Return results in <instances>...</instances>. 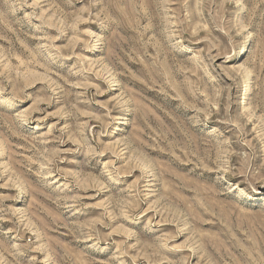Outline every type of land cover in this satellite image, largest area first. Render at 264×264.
Here are the masks:
<instances>
[{
    "label": "rangeland",
    "instance_id": "374dc122",
    "mask_svg": "<svg viewBox=\"0 0 264 264\" xmlns=\"http://www.w3.org/2000/svg\"><path fill=\"white\" fill-rule=\"evenodd\" d=\"M0 264H264V0H0Z\"/></svg>",
    "mask_w": 264,
    "mask_h": 264
},
{
    "label": "bare ground",
    "instance_id": "6f19581e",
    "mask_svg": "<svg viewBox=\"0 0 264 264\" xmlns=\"http://www.w3.org/2000/svg\"><path fill=\"white\" fill-rule=\"evenodd\" d=\"M246 197V196H245ZM247 198V197H246Z\"/></svg>",
    "mask_w": 264,
    "mask_h": 264
}]
</instances>
